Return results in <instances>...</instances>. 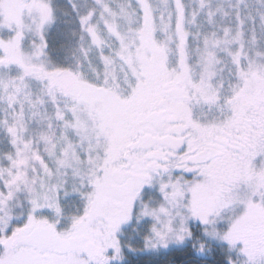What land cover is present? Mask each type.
Returning <instances> with one entry per match:
<instances>
[{
  "label": "snow or ice",
  "instance_id": "1",
  "mask_svg": "<svg viewBox=\"0 0 264 264\" xmlns=\"http://www.w3.org/2000/svg\"><path fill=\"white\" fill-rule=\"evenodd\" d=\"M0 264H264V0H0Z\"/></svg>",
  "mask_w": 264,
  "mask_h": 264
}]
</instances>
